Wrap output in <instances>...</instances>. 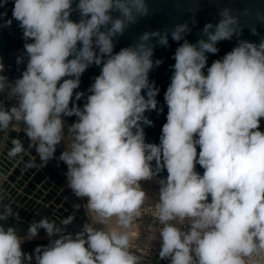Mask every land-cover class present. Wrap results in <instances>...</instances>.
Masks as SVG:
<instances>
[{"label":"clouds","instance_id":"obj_1","mask_svg":"<svg viewBox=\"0 0 264 264\" xmlns=\"http://www.w3.org/2000/svg\"><path fill=\"white\" fill-rule=\"evenodd\" d=\"M148 14L147 0H14L12 19L0 23L15 20L24 40L18 78L10 81L0 60V133L19 131L28 141L26 149L23 138H12L7 155L34 149L43 166L63 162L67 187L86 201L90 221L71 233L74 216L42 217L21 235L5 226L18 213L0 197V264H142L127 230L146 199L140 182L164 170L154 206L161 259L251 264L246 258L264 253V39H238L209 66L217 45L242 33L239 17L224 8L195 43L185 22L145 31L115 51L116 38ZM169 35L178 47L164 93L166 123L159 144L148 143L144 127L153 122L145 113L163 111L150 80L163 63L154 50L167 47ZM92 66L100 72L85 98L77 89ZM41 230L48 244L25 252Z\"/></svg>","mask_w":264,"mask_h":264},{"label":"water","instance_id":"obj_2","mask_svg":"<svg viewBox=\"0 0 264 264\" xmlns=\"http://www.w3.org/2000/svg\"><path fill=\"white\" fill-rule=\"evenodd\" d=\"M147 3L149 14L140 18L122 36L116 38L115 51L134 45L145 31H170L174 25L185 22L191 28L186 39L195 43L201 38V30L205 24H216L220 20L219 12L224 8L231 9L232 14L239 17L242 33L239 37L234 36L231 40L221 41L217 45L219 52L216 55L209 54V66L236 46L238 39L256 43L264 39V0H147ZM13 7L14 0H8L6 4L0 6V23L12 19ZM71 18L78 20V13L74 11ZM252 29H255V33ZM153 43L155 44V41ZM23 45L22 30L15 20H12L10 26L0 27V60L5 66L4 75L10 81L18 78L25 68V64L17 63V58L24 55ZM177 47L178 43L172 41L169 35V45L167 47L157 45L154 50L153 59H160L163 63L150 72V80L155 81L160 89L157 96L158 109L163 111L154 110L145 113L153 122L152 126L144 127L145 140L148 143L159 144L162 126L166 123L167 106L164 93L170 83L172 75L170 66L175 63L173 55ZM99 72V67L92 66L82 75L77 91L84 92L85 98L88 95V88ZM84 102V99L79 101L81 106ZM74 119L75 117L68 118V122L71 123ZM260 129L264 131V119L261 120ZM6 133L8 140L0 153V197L3 198V203L11 204L14 211L18 213V220L9 218L5 226H14L19 234L24 235L29 224L34 220L48 217L59 222L65 217L74 216L67 231L71 233L81 231L85 223H90L86 201L76 198L67 187L65 176L67 166L57 159L50 160L46 166H43L34 149L27 150L22 158H9L7 152L11 147L12 138L18 136L23 138L26 149L28 141L23 137L22 132L10 129L0 133V146ZM62 150L63 146L57 148V157ZM196 170L203 173L199 165L196 166ZM157 176L166 178V170ZM39 236L47 237L43 230L40 231ZM48 242L45 239L27 241L23 244V249L31 253L37 245H46ZM135 253L142 257V264H170L169 260L161 259L159 253L151 261L146 255Z\"/></svg>","mask_w":264,"mask_h":264},{"label":"built area","instance_id":"obj_3","mask_svg":"<svg viewBox=\"0 0 264 264\" xmlns=\"http://www.w3.org/2000/svg\"><path fill=\"white\" fill-rule=\"evenodd\" d=\"M70 123V122H69ZM162 179L158 176L152 180L141 181V188L146 193V199L141 208V215L134 217L133 224L129 228L131 234L132 250L140 254L146 255L151 261L160 252L159 229L162 225L154 217V206L158 203L159 188L158 181ZM155 236V239L151 237ZM250 260L251 264H264V253H254Z\"/></svg>","mask_w":264,"mask_h":264},{"label":"crops","instance_id":"obj_4","mask_svg":"<svg viewBox=\"0 0 264 264\" xmlns=\"http://www.w3.org/2000/svg\"><path fill=\"white\" fill-rule=\"evenodd\" d=\"M8 140V136H7V133L4 134V138H3V142H2V145L0 146V153L3 149V145L5 144V142ZM40 239H45V240H48L47 237H43V236H39L38 238L34 239V240H40Z\"/></svg>","mask_w":264,"mask_h":264},{"label":"rangeland","instance_id":"obj_5","mask_svg":"<svg viewBox=\"0 0 264 264\" xmlns=\"http://www.w3.org/2000/svg\"><path fill=\"white\" fill-rule=\"evenodd\" d=\"M113 222H114V220L113 221H111L110 223L111 224H113ZM95 227H97V228H102V227H104L103 225H99V224H97V225H94ZM112 226V225H111Z\"/></svg>","mask_w":264,"mask_h":264},{"label":"bare ground","instance_id":"obj_6","mask_svg":"<svg viewBox=\"0 0 264 264\" xmlns=\"http://www.w3.org/2000/svg\"><path fill=\"white\" fill-rule=\"evenodd\" d=\"M69 123V122H68ZM89 217V216H88ZM112 227H115V222H113V224H111ZM127 231H130L129 229Z\"/></svg>","mask_w":264,"mask_h":264}]
</instances>
